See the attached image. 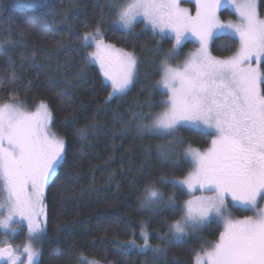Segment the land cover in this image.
I'll use <instances>...</instances> for the list:
<instances>
[{
	"label": "snow or ice",
	"instance_id": "obj_1",
	"mask_svg": "<svg viewBox=\"0 0 264 264\" xmlns=\"http://www.w3.org/2000/svg\"><path fill=\"white\" fill-rule=\"evenodd\" d=\"M225 4L232 6L237 22L221 21L217 13ZM195 6L193 16L182 7V0H107L106 4L114 16L113 24L125 32L134 31L142 21L154 34L174 37L173 47L161 61L156 85L159 94L167 97L159 105L163 111L144 115L133 112L137 131L167 141L158 146L162 160L179 154L183 143L176 134L181 129L206 141L210 138L206 149L192 145L183 149L192 171L183 179L163 181L173 189L186 190L190 198L181 208V218L169 225L170 237L160 239L165 244L169 239L182 240L189 231L197 232L217 221L223 230L215 241L201 246L194 264H264V18L257 0H195ZM38 19L40 28L46 30L45 17ZM28 23L35 26L36 18ZM103 28L101 19L77 39L80 50L86 53L84 63L98 64L110 83L108 104L130 91L137 80L139 62L134 53L106 43ZM24 31L20 29L21 36ZM218 33L238 39L232 56L217 58L211 54L209 45ZM189 36L199 48L182 66L172 67L170 61L178 57ZM11 95H18V91ZM148 106L151 108V103ZM115 118L120 119L118 114ZM53 124L52 112L44 101L35 111L27 110L23 101L0 103V230L9 235L19 227V221H25L29 240L22 253L10 243L0 247V258L7 264H25L24 256L26 264H38L36 245L44 233L40 221L46 216L45 190L66 160V141L52 130ZM90 131H95V125L77 130L81 142L88 139ZM163 203L160 189L146 183L141 206ZM167 203L180 207L172 196ZM233 209L253 214L234 219ZM141 237L142 246L131 240L128 248L151 253L154 264H159L165 250L153 247L143 228Z\"/></svg>",
	"mask_w": 264,
	"mask_h": 264
},
{
	"label": "trees",
	"instance_id": "obj_2",
	"mask_svg": "<svg viewBox=\"0 0 264 264\" xmlns=\"http://www.w3.org/2000/svg\"><path fill=\"white\" fill-rule=\"evenodd\" d=\"M257 3L264 16V0ZM106 4L107 0H0V103L23 101L32 111L40 101L46 102L54 119L52 130L66 141V160L45 190L46 216L37 262L76 264L84 257L102 264H154L151 253L128 248L131 240L141 246L143 228L153 247L165 250L159 264H194L196 252L215 241L222 227L212 221L182 240L163 243L160 237H170L169 225L181 218L187 198L185 191L163 181L186 176L191 167L183 149L188 145L204 149L210 138L206 141L181 129L176 134L183 143L179 154L162 160L158 146L167 141L137 131L133 112L163 110L159 105L166 96L159 94L156 85L161 61L173 43L142 22L132 32L123 31L113 24ZM185 4L193 9L191 2ZM226 15L233 16L224 8L220 16ZM40 17H45L46 30L39 26ZM33 18L35 26L28 23ZM101 19L106 43L134 53L139 62L130 91L108 104L110 88L96 66L84 63L86 53L77 39ZM20 29H25L23 36ZM194 46L187 41L179 53ZM238 46L230 35H216L209 48L213 56L224 58ZM66 84L70 87L65 88ZM14 91L18 95L12 96ZM117 114L120 119L115 118ZM125 124L131 126L125 128ZM91 125L95 131L81 142L77 130ZM146 183H154L164 194L161 206H141ZM169 196L180 207H171Z\"/></svg>",
	"mask_w": 264,
	"mask_h": 264
},
{
	"label": "rangeland",
	"instance_id": "obj_3",
	"mask_svg": "<svg viewBox=\"0 0 264 264\" xmlns=\"http://www.w3.org/2000/svg\"><path fill=\"white\" fill-rule=\"evenodd\" d=\"M185 2H191L192 4H193V9H190L189 7H188V5L187 4H185ZM257 2H258V0H257ZM258 4V3H257ZM182 7H185V8H188L189 10H190V12H191V14L193 15V16H195V11H196V6H195V0H182ZM227 9L229 12H231L232 14H233V16H229V15H226L224 18H222L221 16H220V11L222 10V9ZM218 15H219V17H220V19H221V21H223L224 23H227V22H229V21H231V22H237V20H238V17H237V15H236V13H235V11H234V9L232 8V6L231 5H228V4H225L224 6H222L220 9H219V11H218V13H217ZM262 18H264V16H262ZM142 22V21H141ZM143 23V22H142ZM115 26H117L118 28H120V29H122L119 25H117V24H114ZM143 26L145 27V28H148L149 30H151V28H150V26L149 27H146L145 26V24L143 23ZM123 30V29H122ZM124 31V30H123ZM152 31V30H151ZM157 35H159V36H167V37H169L171 40H172V43L174 44V37L171 35V34H165V35H161V34H159V33H156ZM217 35H228V34H222V33H218ZM238 40V39H237ZM187 41H190V42H192L195 46L191 49V50H189V51H186V52H182V53H179V55H178V57L177 58H175V62H172V61H170V63H171V66L172 67H176V66H182L183 65V63H184V60L188 57V55L190 54V53H192V52H195L198 48H199V43L195 40V38L194 37H191V36H189V38L187 39V40H185L184 41V43L185 42H187ZM183 43V44H184ZM238 43H239V41H238ZM114 46V45H113ZM116 49H120V48H117L116 46H114ZM173 47V46H172ZM171 47V48H172ZM93 50V49H92ZM91 50V51H92ZM168 53V52H167ZM166 53V54H167ZM234 54V53H233ZM232 54V55H233ZM232 55H230V56H232ZM230 56H227V57H230ZM215 57V56H214ZM227 57H224V58H227ZM217 58H219V57H217ZM94 66H96L97 67V69L99 70V72H100V74H101V76H102V79H103V81L109 86V88H110V83L109 82H106L105 81V79H104V77H103V75H102V73H101V71H100V68H99V65L98 64H95V63H92ZM160 80V79H159ZM110 90H111V88H110ZM166 99H167V97H166ZM32 111H35V109L34 110H32ZM163 111V110H162ZM210 146V144L208 145V147ZM207 148V147H206ZM206 148H204V149H206ZM203 150V149H202ZM190 171H192V168L190 169ZM189 171V172H190ZM188 172V173H189ZM187 173V174H188ZM186 174V175H187ZM185 177V176H184ZM183 177V178H184ZM183 178H180V179H183ZM175 180H179V179H175ZM185 192H186V190H185ZM186 194H187V192H186ZM200 193L199 192H197L196 193V195H199ZM190 197H189V195L187 194V198L183 201V203H182V206H183V204H184V202L187 200V199H189ZM236 210L235 209H233L232 210V218H234V219H243L244 218V216L245 215H252L253 213L251 212V211H249V212H244V211H241L242 212V214L240 215V214H238L237 212H235ZM182 215H183V213H182ZM45 216L44 217H41V221H40V223L42 224V226L44 227V225H45ZM15 223H16V221H14V225H15ZM220 225H221V227H222V230H223V225H222V223H220V222H218ZM0 232H1V237H0V239H1V241H0V247H5L6 246V243H10L11 244V246H12V248H14V249H18L19 250V252H23V248H24V246L27 244V243H29V240L27 239V237H28V229H27V224H26V222L25 221H19V227H17V228H15V231L13 232V233H11V234H9V235H5V234H3V230H0ZM192 231H189L188 233H191ZM142 238V237H141ZM6 242V243H5ZM143 245V239H142V243H141V246ZM36 247H37V249H38V252H39V243L36 245ZM24 260H25V264H26V261H27V258H26V256H24V257H22ZM37 259H38V257H37ZM92 261H95V260H92V259H87V258H82L81 259V264H91V262ZM0 264H7V262H6V260H4L3 258H0ZM99 264H102V263H99Z\"/></svg>",
	"mask_w": 264,
	"mask_h": 264
}]
</instances>
